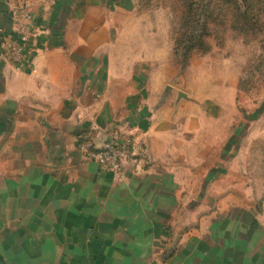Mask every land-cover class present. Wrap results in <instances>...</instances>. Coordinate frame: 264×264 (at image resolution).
Segmentation results:
<instances>
[{
    "label": "crops",
    "instance_id": "0c3cea01",
    "mask_svg": "<svg viewBox=\"0 0 264 264\" xmlns=\"http://www.w3.org/2000/svg\"><path fill=\"white\" fill-rule=\"evenodd\" d=\"M8 1L0 19V264H85V256L146 264L165 248L185 264H264V220L254 228L245 216L202 218V205L186 196L209 190L197 188L183 162L160 156L142 108L121 107L104 91L100 7H40L31 67L20 70L3 55V40H16ZM111 132L122 144L146 139L144 173L127 165L113 174L82 155V135L101 146Z\"/></svg>",
    "mask_w": 264,
    "mask_h": 264
},
{
    "label": "rangeland",
    "instance_id": "374dc122",
    "mask_svg": "<svg viewBox=\"0 0 264 264\" xmlns=\"http://www.w3.org/2000/svg\"><path fill=\"white\" fill-rule=\"evenodd\" d=\"M80 1L100 7L98 72L105 79L104 91L116 96L121 107L142 108L144 129L154 130L160 156H172L167 161L173 166L183 162L197 188L211 193L186 196L187 203L199 202L202 218L220 221L233 214L245 216L250 227L262 224L264 0H69L70 8ZM8 2L16 15L24 12L34 20L40 7L54 0ZM6 13L1 0L0 19ZM78 24L71 26L73 42L79 41ZM26 26L35 40L39 28L34 21ZM143 139L142 159L151 164ZM165 249L145 263L188 261L172 260Z\"/></svg>",
    "mask_w": 264,
    "mask_h": 264
},
{
    "label": "built area",
    "instance_id": "2783aa9c",
    "mask_svg": "<svg viewBox=\"0 0 264 264\" xmlns=\"http://www.w3.org/2000/svg\"><path fill=\"white\" fill-rule=\"evenodd\" d=\"M13 13L16 40L12 41L7 37L3 40V55L5 54V59L15 64L18 69L26 70L31 67L29 45L32 39V31L26 26V21L34 20L24 12L20 15ZM79 150L98 168L113 174H119L127 165L131 167L132 174L136 176L146 170L142 159V143L131 140L122 144L116 132H111L101 146L96 144L91 133H86L80 137Z\"/></svg>",
    "mask_w": 264,
    "mask_h": 264
}]
</instances>
